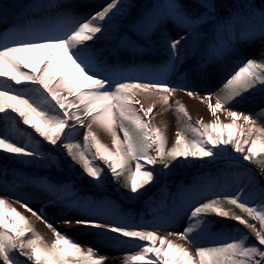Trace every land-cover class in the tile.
Masks as SVG:
<instances>
[{
  "label": "snow or ice",
  "instance_id": "1",
  "mask_svg": "<svg viewBox=\"0 0 264 264\" xmlns=\"http://www.w3.org/2000/svg\"><path fill=\"white\" fill-rule=\"evenodd\" d=\"M87 7L0 0V264H264V0Z\"/></svg>",
  "mask_w": 264,
  "mask_h": 264
},
{
  "label": "rangeland",
  "instance_id": "2",
  "mask_svg": "<svg viewBox=\"0 0 264 264\" xmlns=\"http://www.w3.org/2000/svg\"><path fill=\"white\" fill-rule=\"evenodd\" d=\"M217 78L218 77V71L216 70L214 72V75L212 78ZM220 83V82H219ZM20 87V86H17ZM210 88L211 85H209ZM178 98L185 103V105L187 106L189 112L192 114L193 119H197V118H203L206 121L210 120L211 117L208 113V110L206 108V106L202 103L199 102V100H195V99H190L188 98L186 95L179 93L178 94ZM141 99H143V97H141ZM145 104L147 105L148 101L145 100L144 101ZM159 106H157V109L154 110V112H159ZM222 119H225V122H228L227 119L225 117H221ZM255 118V117H253ZM162 121H165L168 123L169 127H168V135H169V141L171 142L173 137H174V133L176 131V119H175V113L174 112H168L165 113L163 115H156L155 119L153 120V123L160 125ZM100 139L102 140V142H104L105 144L109 145L110 147H112L111 145V137L109 134L105 133L104 131L100 130V129H96ZM117 131L119 132L120 130L117 129ZM121 135V133H120ZM83 139V133H81L80 135V140L82 141ZM123 139V138H122ZM1 162L3 161V157L0 156ZM0 162V164L2 165V163ZM33 207H38L39 205H30ZM21 211H23L21 209ZM56 224H59V221H56ZM40 225L43 226V229L45 231V233L48 235V238H51V233L45 228V226L43 224H41L40 222H36V226L39 227ZM63 228V226H61ZM67 230V229H65ZM71 234V233H70ZM163 234V232L161 233ZM76 239H78L79 241H81L82 244H87L88 240L86 235H77ZM103 254L107 255L109 257L110 260L116 259L119 260L120 258H122L123 252H117V251H112L110 249H105Z\"/></svg>",
  "mask_w": 264,
  "mask_h": 264
},
{
  "label": "trees",
  "instance_id": "3",
  "mask_svg": "<svg viewBox=\"0 0 264 264\" xmlns=\"http://www.w3.org/2000/svg\"><path fill=\"white\" fill-rule=\"evenodd\" d=\"M146 1L147 0H136V2L141 3V4H143ZM107 2H108V0H96L92 4H89V7L86 8L85 12L91 13V12H94L96 10H99V8L102 7L103 5H105ZM255 2L257 4H259L260 0H255ZM258 92H259V89H253L251 93H244L243 95L247 99L242 100L241 104L238 105L235 109H240L241 108V109H244L247 112L252 113V114L255 115V112L259 111L261 107H264V95L261 98H257L256 94ZM183 176L187 177L188 174H183ZM178 178H180V174H177V176L172 177L173 180H177ZM112 186H113V189L115 191H118V192L125 191L124 189L119 188V186L117 184H115V183L112 184ZM125 210H132L133 212H136V211L142 210V206L137 205V204H131L130 207L126 208ZM137 219H139V217H137ZM226 224L234 226V224H230L228 222ZM171 230H179V229L178 228L169 229V231H171Z\"/></svg>",
  "mask_w": 264,
  "mask_h": 264
},
{
  "label": "bare ground",
  "instance_id": "4",
  "mask_svg": "<svg viewBox=\"0 0 264 264\" xmlns=\"http://www.w3.org/2000/svg\"><path fill=\"white\" fill-rule=\"evenodd\" d=\"M38 228V230L43 234V235H45L47 238H48V235L45 233V231H44V229H43V226L42 225H40L39 227H37Z\"/></svg>",
  "mask_w": 264,
  "mask_h": 264
}]
</instances>
